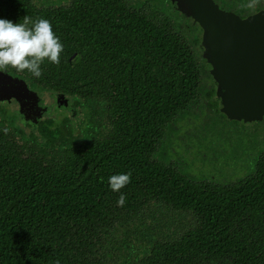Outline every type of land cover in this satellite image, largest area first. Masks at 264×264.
I'll return each mask as SVG.
<instances>
[{"label": "trees", "instance_id": "obj_1", "mask_svg": "<svg viewBox=\"0 0 264 264\" xmlns=\"http://www.w3.org/2000/svg\"><path fill=\"white\" fill-rule=\"evenodd\" d=\"M116 9H123L119 0H76L72 8L56 11L32 0H0V18H46L64 44L59 65L46 60L34 82L106 100L114 136L90 141L61 118L46 126L48 142L38 160L13 156L9 139L0 143V264H128L133 251L165 250L264 264V182L259 176L232 188L210 187L153 161L159 126L185 109L179 82L195 81L193 66L182 59L171 63L180 47L173 34L139 14L118 17ZM135 29L151 32L154 57L169 56L168 61H144L137 54L138 63L122 64L119 42ZM49 150L55 152L50 159L45 157ZM128 172L131 182L113 191L109 177ZM121 193L126 196L122 207L117 204ZM186 210L202 226L178 241L164 243L171 230L157 237L133 234L136 219L154 221L162 215L178 222L179 212Z\"/></svg>", "mask_w": 264, "mask_h": 264}, {"label": "flooded vegetation", "instance_id": "obj_2", "mask_svg": "<svg viewBox=\"0 0 264 264\" xmlns=\"http://www.w3.org/2000/svg\"><path fill=\"white\" fill-rule=\"evenodd\" d=\"M32 1L37 6L45 5L48 9L56 11L60 7L72 8L76 0ZM119 1L123 9H116L118 17L121 14L133 13L150 18L156 23L157 29L166 35L171 33L175 40H179L180 47L173 50L176 58L171 59V63L182 59L191 61L193 66L192 74L195 81L187 86L184 82H179L178 92L184 93L187 98L185 109L177 114L170 124L163 123L159 126L162 135L157 140L156 151L152 153L153 161H161L165 168H171L178 175L188 178L194 176L197 181L210 187L232 188L239 183L250 182L255 175L264 182V113L254 119L231 117L223 111V99L218 81L244 79L239 70L247 67V64L256 63L259 66V73L252 76L249 73L247 77L252 80L264 79V73H261L264 67L259 64L264 61V30L259 32L260 28L251 27L252 29H248H251V32L245 33V28L228 24L226 18L215 19L211 25V45L207 57L203 45L204 28L196 18L197 9L205 2H211L235 21L261 17L264 16V0H259L254 8L247 7L249 0ZM112 4L120 5L116 1H112ZM153 50L151 32L135 29L126 40L119 42L117 53L122 64L138 63L140 57H137V54L142 55L144 61L159 60L161 63L168 61L169 56L154 57ZM74 56H70L71 62ZM10 69L0 71L16 79H6L10 88L7 95L15 97L3 98L2 92L6 90L0 88V143L9 139L12 149H15L13 156L32 155L38 160L42 148L48 142L49 130L45 135H40L42 118L36 112L40 109L41 93L51 94L57 101V106L48 115L46 126L54 119L66 118L70 125H74L77 131L82 135L85 134L90 141L96 138L109 140L110 137H114L106 100L95 99L83 93H65L53 88H45L39 85L38 81L34 82L31 74ZM178 73L181 75L182 70H178ZM25 84L29 91L23 88ZM37 94H39L38 105L35 104L34 98L33 102L28 98ZM63 98L66 100L65 105ZM190 114L200 115V120L196 122L188 120ZM186 120L191 125L184 128ZM5 127L9 129L7 134L3 131ZM180 129L185 132L183 139L187 152L169 147V141L179 136ZM6 150H9L7 146ZM54 155L55 152L49 150L45 157L48 156L50 159ZM0 166V171L3 172L4 163L1 162ZM260 185L264 188L263 184ZM179 213L178 222L170 219L171 216L169 218L162 215L160 217L156 215L154 221L153 218L147 219V217L136 219L133 234L139 238L147 234L157 237L171 230L173 233L167 234L164 243L175 242L182 239L189 230H199L202 226L200 218L193 212L186 210ZM262 228H264V218L260 230ZM133 253L128 264H142L143 259L147 260L148 264H159L164 259V264H238L234 261L233 255H230L232 257L230 259L220 260L209 258L196 251L165 250L153 254L133 251Z\"/></svg>", "mask_w": 264, "mask_h": 264}, {"label": "water", "instance_id": "obj_3", "mask_svg": "<svg viewBox=\"0 0 264 264\" xmlns=\"http://www.w3.org/2000/svg\"><path fill=\"white\" fill-rule=\"evenodd\" d=\"M196 18L204 28L203 35V45L205 48V55L209 57V49L211 45V25L215 19L226 18L228 24H234L242 26L245 28V33L251 32L252 28H260L259 32L264 30V16L252 18L244 21H235L232 20L229 16L219 10V8L211 2H205L203 6H200L196 12ZM252 27V28H251ZM251 28L250 30H248ZM243 31V33H244ZM260 65L264 67V61L259 62ZM259 66L256 64H247V67L239 70V73H242L243 78L240 79H219V87L221 91L222 97V105L223 111L228 113L231 117L246 119H254L258 115L264 113V79H249L248 74L252 76V74L259 73ZM264 73V70L261 71ZM6 79L16 80L7 76L5 72H0V88H4L6 91L2 92V97H15L14 95H7L10 91V88L7 86ZM23 88H26L29 91L27 85L25 84ZM19 94H17V97ZM38 96H30L29 100L34 98L35 104L38 105ZM1 97V96H0ZM26 97V99H28ZM21 99H19L20 101ZM57 106V101L54 97L49 94L40 95V109L36 110L40 117L42 118L40 124V135L43 136L46 133V121L50 111L55 109ZM28 119V118H26Z\"/></svg>", "mask_w": 264, "mask_h": 264}, {"label": "clouds", "instance_id": "obj_4", "mask_svg": "<svg viewBox=\"0 0 264 264\" xmlns=\"http://www.w3.org/2000/svg\"><path fill=\"white\" fill-rule=\"evenodd\" d=\"M258 3L259 0H249L247 7L254 8ZM63 52L64 44L48 19L33 20L25 15L22 20L14 22L0 18V71L13 68L39 78L42 76L41 65L46 60L59 65ZM3 131L7 134L9 129L5 127ZM130 182L131 172L109 177L110 187L116 192ZM125 201L126 196L121 193L117 200L118 206H124Z\"/></svg>", "mask_w": 264, "mask_h": 264}, {"label": "rangeland", "instance_id": "obj_5", "mask_svg": "<svg viewBox=\"0 0 264 264\" xmlns=\"http://www.w3.org/2000/svg\"><path fill=\"white\" fill-rule=\"evenodd\" d=\"M65 98H63V104L65 105ZM188 120L192 121V122H196L198 120H200V115L197 114H190L188 116ZM186 124L183 125L184 128H187L191 125V123L188 121ZM185 132L183 130L180 129L179 131V136L176 137L175 139H172L169 141V147L173 150H183L184 152H187L188 149L185 147V141L183 139Z\"/></svg>", "mask_w": 264, "mask_h": 264}]
</instances>
